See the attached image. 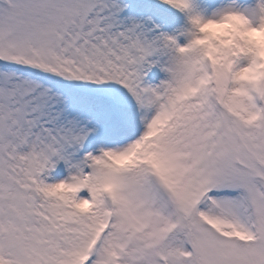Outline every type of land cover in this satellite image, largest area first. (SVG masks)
<instances>
[{
    "label": "snow or ice",
    "instance_id": "snow-or-ice-1",
    "mask_svg": "<svg viewBox=\"0 0 264 264\" xmlns=\"http://www.w3.org/2000/svg\"><path fill=\"white\" fill-rule=\"evenodd\" d=\"M0 264H264V0H0Z\"/></svg>",
    "mask_w": 264,
    "mask_h": 264
},
{
    "label": "rangeland",
    "instance_id": "rangeland-1",
    "mask_svg": "<svg viewBox=\"0 0 264 264\" xmlns=\"http://www.w3.org/2000/svg\"><path fill=\"white\" fill-rule=\"evenodd\" d=\"M134 15L148 14L150 9L156 8L160 0H126Z\"/></svg>",
    "mask_w": 264,
    "mask_h": 264
}]
</instances>
